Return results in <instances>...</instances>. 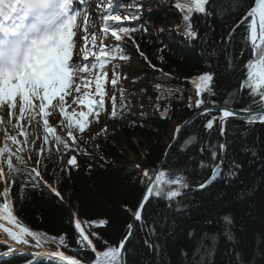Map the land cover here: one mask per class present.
<instances>
[{"label": "trees", "instance_id": "obj_1", "mask_svg": "<svg viewBox=\"0 0 264 264\" xmlns=\"http://www.w3.org/2000/svg\"><path fill=\"white\" fill-rule=\"evenodd\" d=\"M120 2L124 5L122 14L130 4L143 5L139 20L125 22L137 28V31L132 34V39L125 37L120 42L129 57L133 54L128 42L134 44L135 40L139 44L138 54L144 53L140 66L132 73L128 66L129 59L117 58L113 61L121 77L115 88L110 83L112 66L109 65L107 69L108 97L115 94L117 109L122 104L125 105V114L123 117L118 115L115 119H109L111 101L108 99L107 112L101 113L99 122L93 119L89 130L82 134L76 133L82 141L77 144H72L67 136V122L53 126L55 134L71 144L72 151L67 155L62 147L57 151L52 140L53 134H48L51 157L49 158L47 146L42 156L36 155L39 151L33 153L40 160L38 170L43 179L35 188L26 184L21 191V185L25 183L29 171L14 164L21 169V174L17 175L15 184L10 187V207L17 217L18 225L43 235L40 247L35 246L31 237H25L29 244L23 245L59 250L84 264H94L95 257L90 249L81 250L82 246L77 244L74 211L98 251L119 246L148 180L143 171L147 169L150 176L162 159L166 147L163 138L171 121L181 123L197 109L196 84L188 78H197L205 72L215 73L212 85L215 95L204 94V105L215 102L245 108L253 103L247 90L243 95L238 90L241 67L250 58L249 49H245L241 55L244 48L241 34L246 31L247 22L236 28L232 43L227 45L226 54L222 51L225 45L220 43L221 38L226 37L241 20L245 10L253 5V0H238V6L230 8L223 15H193L192 22L200 32V38L196 40L185 38L182 25L185 13L175 7L178 0ZM179 2L183 3L185 0ZM222 2L227 3V0H212L208 10L212 11L213 5ZM97 18L103 27L104 21L100 15ZM145 28L147 31H144ZM114 43L116 42L107 45ZM226 57H234L235 71L227 68ZM149 62L156 68L153 69ZM124 76L127 78L124 79ZM137 84L138 89L135 87ZM157 85L161 86L159 90ZM120 89L124 90L123 101L120 99ZM92 92L94 93V88ZM230 94L232 100L225 104ZM134 100L138 103V109L133 107ZM162 116L166 118H161ZM213 116L218 114L210 113L194 119L185 129L180 141L171 149L163 165L164 169L173 173L181 171L187 177L190 187L179 198L181 211H176V202L168 207L166 200L150 196L143 207V221L136 222L127 243L126 264H192L196 242L205 241L206 237L205 247L215 251L214 257L211 251L207 253L206 264H264V124L246 125L242 119L229 118L225 136L220 135L218 125L206 130L202 145L205 151L202 154L199 145L201 130ZM105 125L107 131H101ZM190 136H195L196 142L181 151V146ZM134 139L144 146L142 153ZM225 141L228 149L224 174L206 188L194 189L211 175L210 167H200L202 160L209 165L212 163L209 142L216 145ZM245 145L259 146L258 156L253 159L245 154ZM126 149L134 154L133 160L127 157ZM72 155L77 157L78 167L67 164ZM233 159L239 161L242 168L229 178V161ZM44 181L51 184L60 195L51 191ZM1 185L2 181L0 193H3ZM2 202L4 198L0 196V203ZM226 216L231 217L230 226L224 223L223 218ZM94 220L106 223L89 227V223ZM0 224L12 227L6 220H0ZM153 227L154 234L150 231ZM226 227H230L232 233L231 243L223 234ZM0 229V239L13 241ZM14 230L18 231V227ZM92 233L97 235L93 236ZM189 233L195 235L190 237ZM61 236L65 237L66 246L60 245ZM214 237L217 238L215 245ZM146 239L160 246L159 255L145 245ZM6 245L8 243L0 241V252L7 250ZM233 248L239 253L238 260L232 252ZM182 251L187 252V260L181 256ZM0 264H50V260L44 255L38 256L17 249L8 256L0 255Z\"/></svg>", "mask_w": 264, "mask_h": 264}, {"label": "snow or ice", "instance_id": "obj_2", "mask_svg": "<svg viewBox=\"0 0 264 264\" xmlns=\"http://www.w3.org/2000/svg\"><path fill=\"white\" fill-rule=\"evenodd\" d=\"M254 5L245 10L241 20L228 32L226 37H222L220 43L225 47L222 51L226 54L227 45L232 43L236 28L241 24H246V31L241 34V41L244 48L241 50V55L245 49L250 50V58L241 67V79L239 81V92L241 95L247 90L248 95L252 98L253 103L248 107L235 110L228 107L215 108L219 113L218 116H213L208 119L204 128L212 129L218 124L221 136L227 134V120L229 118L242 119L246 125H254L256 123L264 124V0H253ZM212 4V0H185L178 2L175 7L184 12L182 16V25L184 27V35L186 39L196 40L200 38L199 28L193 24L192 16L200 14L204 17L215 15H223L230 8L234 9L238 6V0H227V3L213 5V10L209 11L208 6ZM87 6V0H0V106H7L8 115L13 116V109L18 105L19 117L16 118L17 126L20 122L26 121L25 127H22L19 135L24 136V141H19L16 136L7 137L13 144L18 147L13 152L7 145L0 147V181L7 185L0 196L4 198V202L0 203V220H6L11 228L0 224V228L15 241L16 244H29V240L25 237H31L35 241V246L40 247L43 240V235L35 231H31L28 227L18 225L17 217L13 214L10 207V187L15 184L16 177L21 174V169L14 165L11 156L15 155L18 164L27 166V160L21 153L31 142L35 144V140L29 141L27 138V128L38 124L36 120L39 116L43 121V144L36 155L42 156L46 150L51 157V142L48 134L52 135L56 149L62 147L67 155L72 151L69 144L61 136L56 135V129L49 125L51 115L58 108L59 115L62 118L60 123L64 124L68 129L67 136L72 144L82 142L76 135L77 132L85 133L89 130L90 124L94 119L99 122L102 112H107V100L111 101V112L108 114L109 119H115L119 115L123 117L125 105H121L117 109L116 96L113 94L110 98L106 91L108 81V66H112V77L110 80L111 86L115 88L120 79V73L116 71V65L113 63L117 58L120 60L130 59L126 55L124 46L120 43L125 37L132 39V34L137 31V28L132 27L125 22L139 20L143 5L130 4L128 10L121 13L124 5L120 0H100L96 5V10L104 21L100 33L104 37L110 33L111 38L115 42L109 46L104 43L101 38L98 41V34L90 33L89 16L95 13H85L84 23L81 26L78 21V14L82 7ZM102 9V10H101ZM134 9V10H133ZM186 10V11H185ZM249 18L251 20L249 21ZM179 27V25H178ZM144 31H147L145 28ZM81 41L83 44L81 45ZM137 51L139 52V44L133 40ZM162 51V49H161ZM215 49H213V53ZM213 53H209L212 55ZM144 56L143 52L139 53ZM150 64V62H149ZM234 57H226V66L230 71H235ZM150 66L155 69V65ZM162 71V70H161ZM84 74H89L94 77V80L84 79ZM167 75V74H165ZM124 79L127 77L124 76ZM215 79L214 72H205L200 74L193 83L196 84V107L201 109L204 105L203 95H215L213 91V82ZM80 81V82H78ZM94 83V93L90 97L88 89ZM161 86L157 85L159 90ZM146 90V89H145ZM121 101L124 100L123 89H120ZM75 94V95H74ZM72 104H79L85 107L86 111H75L68 113L67 108ZM232 100V95L225 101L227 104ZM38 101V104L34 103ZM55 101V103H53ZM256 105H259L256 107ZM51 107L52 111H46V108ZM191 106V105H190ZM215 107V102H213ZM255 108V110H253ZM213 111V108H203L198 115L208 116ZM161 118H166L162 116ZM190 121H185L184 125L176 127V135L174 143L168 147V152L179 141V134L184 127H187ZM106 132L107 125L101 130ZM39 139V137H37ZM195 136H190L181 146V151L185 150L189 145L196 142ZM200 152L203 154L205 149L203 145V137L200 139ZM244 152L250 158H256L259 154V146L245 145ZM228 144L217 143L212 145L209 142V151L211 153L212 163L206 164L203 160L200 162V167H210L211 176L202 183L197 185L198 189L206 188L212 181L224 174L225 158L227 157ZM8 152L7 172H5L4 153ZM168 153H166L167 156ZM31 159V156L28 157ZM37 166L31 168L25 177V183L21 185L23 191L26 184H31L33 188L43 179L42 173L38 170L40 160L35 161ZM67 164L72 167H78L77 157L72 155L67 160ZM139 167V165H137ZM242 168V164L237 160L229 161V169L227 176L229 178L235 176ZM143 175L148 177V187L146 195L141 200L139 206L134 212L136 221H143L142 211L149 197L154 195L158 199H163L168 202V207H171L173 202H176V211H181L179 198L184 194V190L190 185L187 177L181 171L173 173L169 169H164L163 164L157 167L152 176H149L147 169L143 171ZM35 181V182H33ZM47 184L46 181H44ZM57 196L60 195L55 188L52 189ZM62 198V197H61ZM75 217V213L73 214ZM225 225L231 224V217H224ZM89 223V222H85ZM106 221H99L98 225L95 222L89 223V227L102 226ZM75 229L78 233L77 244L82 246L81 250L90 249L94 254V264H126V243L132 235V224L128 225V234L120 242L119 246L106 248L104 251H98L93 244V241L82 228L81 222L76 219L74 221ZM18 227V231L14 230ZM153 234L155 228L150 230ZM225 239L231 243L233 241L230 227L223 230ZM96 236V233H92ZM194 233H189V236H194ZM54 240L56 238H53ZM207 237L205 238L206 241ZM216 237L213 238L215 245ZM205 241H197L196 248L192 255V264H206L207 253L211 251L212 256H215L214 249L205 247ZM60 245H65V237H59ZM106 243V242H105ZM145 245L152 250L153 253L159 255L160 246L152 244L149 240H145ZM66 246V245H65ZM7 250L0 252V255L8 256L17 249L13 245H6ZM232 252L239 259V253L235 248ZM49 256L50 264H80L76 259H70L62 252L57 251ZM181 256L187 260V252H181ZM199 258V260L197 259Z\"/></svg>", "mask_w": 264, "mask_h": 264}, {"label": "rangeland", "instance_id": "obj_3", "mask_svg": "<svg viewBox=\"0 0 264 264\" xmlns=\"http://www.w3.org/2000/svg\"><path fill=\"white\" fill-rule=\"evenodd\" d=\"M106 1L107 0H105V2ZM98 3H100V0H87V6L86 7H82L81 12L78 14V21L77 22L81 26H83L85 13H95L94 15H90L89 16V21H90L89 32L90 33H92V32L97 33L98 34V37H97L98 41L101 38H103L104 39V43L105 44H109V43L114 42L115 40H114V38H111L110 34H107V36L104 37L103 34L100 33V29L102 27H101L100 23L98 22V18H97V16L99 15V12H97V10H96V5ZM105 6H106V3H105ZM82 44H83V41H81V45ZM128 44L132 48L131 49V53L133 54L130 57V59H129L128 66L131 69L130 71L132 73H135V71H136L135 69L140 66V61L142 60L143 57L138 54V51H137V49H136L134 44H132L131 42H128ZM132 75H134V74H132ZM84 79L85 80H88V79L94 80V77L90 76L89 74H84ZM196 79L197 78H190V81L193 82ZM78 82H80V81H78ZM135 87L138 89V84L135 85ZM93 88H94V83L88 89H83V84H82V92L80 93V95L83 94V90H87V91H89V94H91ZM90 97H91V95H90ZM34 103L38 104V101H34ZM53 103H55V101H53ZM68 104L70 105L67 108V111L69 113H71L73 110H75L77 112L78 111H86L87 110L85 107L79 105L78 103L77 104H72L70 100L68 101ZM133 104H134V106H133L134 109H138L139 108L138 103H137L136 100H134ZM46 111L51 112L52 111L51 107L49 106L48 108H46ZM17 117H19V107H18V105L14 107L13 116L11 118L8 115L7 106L6 105L0 106V147H4L5 145H7L8 148L13 150V152L18 147V145L13 144L12 141L10 139H8L7 137L16 136L19 141H24V139H25L24 136H20L19 135V132H20L22 127H25L26 121L22 120L20 122V126L18 127L17 126V120H16ZM61 119L62 118L60 117L59 111H58V108H57L56 111L51 115V117L49 119V125L51 127H53L55 125H61V123H60ZM36 120L39 121L38 124L34 123L33 126L27 128V134H28L27 138H28L29 141L35 140V144H32L30 142L27 145V147L25 148V150L21 153V155L24 156L25 159L27 160V166H25L23 164H18V162L15 159V155L11 156V159H12L14 164H17V165L21 166L23 169H25L27 171H30L32 167L36 166L35 161L37 160V157H34L33 153L36 152V151H39L40 147L43 144V136H44L43 121H42V119L39 116H37ZM65 123H66V121L64 122V124ZM179 124L180 123L177 120L171 121L169 129H168V132L163 138V141L165 143H168L174 137L176 127ZM37 137H39V139H37ZM134 141L137 144V148L142 153L144 151V146H142L140 143H137V139H134ZM126 155L130 159H132V160L134 159V154L131 151H129L128 149H126ZM29 156H31V159H28ZM3 158H4L3 167H4L5 172H7V163H6V161L8 159V152L4 153V157ZM45 185L51 190L54 188L49 183H47ZM4 188H5V184L3 182L2 185H1V190L3 191ZM74 213H75V211H74ZM75 219H77L76 216H75ZM99 221H101V220H94L92 222H95V224H99ZM2 240H6V238H3ZM14 244H15V247H14L15 249L22 248L24 250H47L46 252H43V253H37L38 255H46V254H51V253L56 252L54 249H46V248H42V249H34L33 248L32 249V248L27 247L26 245H23V244H16L15 242H14ZM46 256H48V255H46Z\"/></svg>", "mask_w": 264, "mask_h": 264}, {"label": "water", "instance_id": "obj_4", "mask_svg": "<svg viewBox=\"0 0 264 264\" xmlns=\"http://www.w3.org/2000/svg\"><path fill=\"white\" fill-rule=\"evenodd\" d=\"M252 6H257L258 7V5H254V3H253V5ZM250 20H251V18H250ZM213 108V111L211 112V113H217L216 111H215V108L216 107H218V108H223V107H228V108H232V109H235V110H239V109H242V108H235V107H232V106H229V105H224V104H215V107H213V104H209V105H204V106H202V108L201 109H196L195 111H193L190 115H188L179 125H184V123H185V121H190L189 122V124L194 120V119H196L197 117H200V116H202V115H198V112H201L202 110H203V108ZM253 110H255V109H253ZM218 115H219V113H217ZM211 119V118H210ZM188 124V125H189ZM206 124V123H205ZM218 125V124H217ZM188 127V126H187ZM187 127H184L183 129H182V131L180 132V134H179V141H180V139H181V137H182V135H183V133H184V131H185V129L187 128ZM218 128H219V126H218ZM206 130L207 129H205L204 128V126H203V128H202V130H201V135H200V139H201V137H203V139H204V136H205V134H206ZM176 135V132H175V134H174V136ZM200 139H199V145L201 146V144H200ZM178 141V142H179ZM178 142H176L175 143V145L178 143ZM174 143V137L168 142V143H166V147H165V150H164V153H163V157H162V159L156 164V166L154 167V169H153V171H152V173L150 174V176H152L153 175V173H154V171L157 169V167L158 166H160L161 164H163L164 165V163L166 162V160H167V158H168V156H169V154H170V152H168V147H169V145L170 144H173ZM174 145V146H175ZM173 148V147H172ZM171 148V149H172ZM166 153H168L167 154V156H166ZM211 176V175H210ZM209 176V177H210ZM208 177V178H209ZM207 178V179H208ZM206 179V180H207ZM216 180V179H215ZM214 180V181H215ZM214 181H212L211 183H213ZM148 180H147V182H146V184H145V186H144V188H143V191H142V194H141V196H140V198H139V200H138V203H137V205H136V207H135V209H134V211H133V213H132V215H131V218H130V221H129V223H128V225L129 224H132L134 227H135V225H136V220L134 219V212L136 211V209H137V207L139 206V204H140V202H141V200L143 199V197L146 195V191H147V187H148ZM210 183V184H211ZM209 184V185H210ZM194 189H196V190H200V189H198L197 188V186H195V187H193ZM134 227L132 228V233H133V230H134ZM128 229V228H127ZM128 231H129V229L127 230V233H126V235L125 236H127V234H128ZM124 236V237H125ZM132 236V235H131ZM123 237V238H124ZM131 238V237H130ZM130 238L128 239V241L130 240ZM128 241H127V243H128ZM127 243H126V246H127ZM126 257V256H125Z\"/></svg>", "mask_w": 264, "mask_h": 264}, {"label": "bare ground", "instance_id": "obj_5", "mask_svg": "<svg viewBox=\"0 0 264 264\" xmlns=\"http://www.w3.org/2000/svg\"><path fill=\"white\" fill-rule=\"evenodd\" d=\"M188 79H190V78H188ZM32 251H37V252L42 253V252H46L47 250H32Z\"/></svg>", "mask_w": 264, "mask_h": 264}]
</instances>
